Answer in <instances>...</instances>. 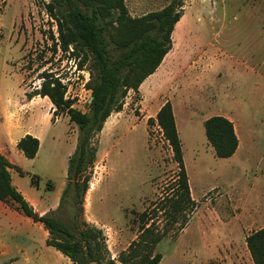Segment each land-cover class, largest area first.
<instances>
[{"label":"rangeland","instance_id":"374dc122","mask_svg":"<svg viewBox=\"0 0 264 264\" xmlns=\"http://www.w3.org/2000/svg\"><path fill=\"white\" fill-rule=\"evenodd\" d=\"M49 1L0 0V122H10L6 113L12 112L14 138L30 128L40 140L34 158L18 152L10 157L23 170L11 169L13 184L42 214L60 203L81 132L67 114H54L51 100L33 96L39 75L60 78L66 97L84 112L91 97L85 52H73L74 45L67 52L53 50L51 35L57 39L58 29L43 3ZM172 1L125 0L130 14L141 16ZM183 1L185 17L175 26L170 55L180 63L164 60L151 79L167 84L159 95L130 90L123 109L110 115L95 140L85 218L103 229L110 256L117 259L137 238L140 214L154 215L171 192L179 167L157 122L158 108L170 101L198 205L182 231L174 235L177 226H170L157 244L159 264H221L220 258L209 259L204 246V238L211 243L215 234L230 235L221 242L230 241L235 264H254L245 238L264 227V0ZM110 48L112 58L120 55ZM215 115L237 121L241 147L233 157H217L207 139L204 121ZM73 210L70 197L55 215L71 224ZM155 221L163 227L164 214L158 212ZM47 238L42 224L14 207L0 209V264H74L48 246Z\"/></svg>","mask_w":264,"mask_h":264},{"label":"trees","instance_id":"16d2710c","mask_svg":"<svg viewBox=\"0 0 264 264\" xmlns=\"http://www.w3.org/2000/svg\"><path fill=\"white\" fill-rule=\"evenodd\" d=\"M43 3L58 29L57 39L51 35L53 50L57 51L59 46L67 52L74 45L73 52L84 51L86 61H90V80L86 86L93 99L88 111L84 112L74 106L73 99L66 97L67 86L60 78L46 71L39 75L42 82L33 96H47L55 107L54 114H67L81 132L75 152L69 158L68 181L58 207L41 214L12 182L11 169L19 174H23V170L0 152V201L42 224L48 232L46 244L74 264H159L163 255L156 251L157 244L170 232V226H177L174 235L182 231L198 205L191 194L183 143L170 101L158 111L157 122L172 148L179 171L171 192L153 209L154 215L147 211L140 214L137 238L117 259L110 256L103 229L86 220L84 203L97 159L95 140L110 115L123 109L129 91L139 92L140 85L159 68L172 49V33L183 16L184 1L173 0L161 10L139 17L130 14L125 0H50ZM110 45L119 51L118 57L112 58ZM154 121L150 118L148 124ZM204 127L217 157L230 158L236 153L239 137L229 118L211 116L204 121ZM17 147L25 157L32 159L39 151L40 140L27 134ZM70 197L74 210L71 224H67L55 213L63 210ZM158 212L164 214L163 227L155 221ZM246 242L254 264H264V227L248 235Z\"/></svg>","mask_w":264,"mask_h":264},{"label":"crops","instance_id":"0c3cea01","mask_svg":"<svg viewBox=\"0 0 264 264\" xmlns=\"http://www.w3.org/2000/svg\"><path fill=\"white\" fill-rule=\"evenodd\" d=\"M132 16H136V17H139L141 15L139 14H134L132 13ZM184 16V14H183ZM183 16L181 17V19L177 22V25H179L182 20H183ZM185 17V16H184ZM175 32V29L173 31V33ZM172 33V35H173ZM185 37V36H184ZM172 40H173V37H172ZM173 49V47H172ZM172 49L166 54V56L164 57V60L166 61H174L175 65L176 64H179L180 63V59H177V60H174V59H170V55L172 54ZM163 60V61H164ZM163 63V62H162ZM162 65V64H161ZM160 65V66H161ZM159 66V67H160ZM159 69V68H158ZM157 69V70H158ZM157 72V71H156ZM155 72V73H156ZM153 73L152 75H150L148 78H146V80L140 85V88H139V91L143 94L144 91H147V90H151L153 93H157L159 95V92L161 91V86L167 84V83H163V82H160L158 79H152V77L154 76ZM41 98V97H39ZM44 99H49L47 96L44 97ZM50 100V99H49ZM52 103V102H51ZM53 105V104H52ZM161 106L158 108V110H160ZM173 111H174V108H173ZM6 113V112H5ZM174 115H175V119L176 118V114H175V111H174ZM15 114L14 113H9L8 112L6 113V117H8L9 121L10 122H5V121H1L0 122V152L2 154H4L8 160L11 162V163H15L16 159L13 157H10V154L13 152L14 154H16L18 152V156L22 155V151L18 149L17 147V144L19 142V140L27 133H31L33 136H36V134L32 133L30 128L26 129L25 132H23V134H21L20 136L14 138V132H13V126H12V119L14 118ZM223 116H226V115H223ZM227 118H229L233 123H234V126H235V130H236V133L239 137V133H238V125H237V121H234L233 119H231L230 117L226 116ZM176 124H177V128H178V131H179V126H178V123H177V120H176ZM17 129L19 128L18 126L16 127ZM179 136H180V132H179ZM241 147V141L239 139V147L237 149V151L239 150V148ZM236 151V153H237ZM235 153V154H236ZM235 154L233 156H235ZM232 156V157H233ZM184 161H185V158H184ZM17 162V161H16ZM18 190H20L19 188H17ZM23 193V191H21ZM24 194V193H23ZM191 194H192V191H191ZM24 196L27 198V200L31 203V204H34V206H37L36 202L34 201H31L30 198L27 197L26 194H24ZM193 196V195H192ZM194 198V197H193ZM195 199V198H194ZM196 200V199H195ZM4 208L6 210V208L8 209L9 206H7L5 203H3L2 201H0V209ZM42 214V213H41ZM204 232V231H203ZM205 235V232L202 234V236ZM206 236V235H205ZM214 236V239L209 242H207V239L206 237L204 238V240H206L204 242V246H205V249L207 248L209 251L207 252V255L210 256V260L212 259H218L220 258L221 260V264H235L236 260H237V256L236 254L231 250L233 249L232 248V245L230 243V241H228L227 243H222L221 241H223V239L225 240H229L230 238V235H226V237H223L222 238H218L217 235H213ZM220 240V241H219ZM245 244L247 245V242H246V238H245ZM221 246V248H219ZM248 249V247H247ZM246 249V250H247Z\"/></svg>","mask_w":264,"mask_h":264},{"label":"water","instance_id":"95a60500","mask_svg":"<svg viewBox=\"0 0 264 264\" xmlns=\"http://www.w3.org/2000/svg\"><path fill=\"white\" fill-rule=\"evenodd\" d=\"M92 99H93V96L90 97V99H89V103L92 101Z\"/></svg>","mask_w":264,"mask_h":264},{"label":"bare ground","instance_id":"6f19581e","mask_svg":"<svg viewBox=\"0 0 264 264\" xmlns=\"http://www.w3.org/2000/svg\"><path fill=\"white\" fill-rule=\"evenodd\" d=\"M94 188V186H92V189ZM87 200H89V196L87 197Z\"/></svg>","mask_w":264,"mask_h":264}]
</instances>
